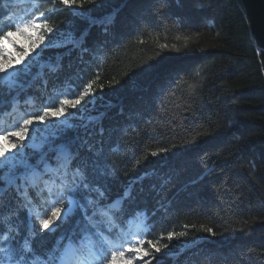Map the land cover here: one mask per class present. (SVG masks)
Here are the masks:
<instances>
[{
    "label": "trees",
    "instance_id": "16d2710c",
    "mask_svg": "<svg viewBox=\"0 0 264 264\" xmlns=\"http://www.w3.org/2000/svg\"><path fill=\"white\" fill-rule=\"evenodd\" d=\"M31 11L27 0L0 6L13 20ZM35 11L61 46L34 61L21 111L95 81L83 119L77 110L70 120L89 128L68 137L102 151L109 175L97 186L107 202L130 192L128 213H143L147 240L165 237L162 264H264V53L241 0H94L76 13L41 0ZM59 235L37 241V253Z\"/></svg>",
    "mask_w": 264,
    "mask_h": 264
},
{
    "label": "snow or ice",
    "instance_id": "6c2138e0",
    "mask_svg": "<svg viewBox=\"0 0 264 264\" xmlns=\"http://www.w3.org/2000/svg\"><path fill=\"white\" fill-rule=\"evenodd\" d=\"M27 2L33 11L15 20L11 14L0 12V264H152V260L162 264L171 254L165 251L168 245L161 243L165 237L161 234L155 241L144 239L150 228L143 213H128L130 192L107 202L103 186H97L98 177L109 175L101 164L102 151L94 150L95 144L87 137H68L69 131L89 128V124L70 122L77 112L69 110L93 94L95 81L79 92L61 93L54 103L21 111V93L31 87L27 78H36L32 73L34 61H39L45 49L61 46L48 36L54 28L47 15L36 14L41 0ZM43 2L55 4L57 0ZM58 2L76 13L84 3L94 0ZM11 3L0 0L5 9ZM23 103L35 105L31 96ZM84 110L81 106L80 119ZM5 118L12 122L6 124ZM21 212L26 213V223ZM66 225L72 227L61 231ZM200 230L215 235L212 228L201 225ZM57 232L60 235L51 247L38 254L37 241L43 244ZM185 235V231L168 232L166 238L171 242Z\"/></svg>",
    "mask_w": 264,
    "mask_h": 264
},
{
    "label": "water",
    "instance_id": "95a60500",
    "mask_svg": "<svg viewBox=\"0 0 264 264\" xmlns=\"http://www.w3.org/2000/svg\"><path fill=\"white\" fill-rule=\"evenodd\" d=\"M250 31L260 51L264 53V0H241Z\"/></svg>",
    "mask_w": 264,
    "mask_h": 264
},
{
    "label": "rangeland",
    "instance_id": "374dc122",
    "mask_svg": "<svg viewBox=\"0 0 264 264\" xmlns=\"http://www.w3.org/2000/svg\"><path fill=\"white\" fill-rule=\"evenodd\" d=\"M47 42H48V37L46 36L45 43H47ZM41 47H43V45H41ZM37 50H39V48H38ZM37 50H36V51H37ZM33 54H34V53H33ZM33 54H32V55H33ZM92 99H93V97H92L91 95L88 96V97H85L84 101L81 102V106L86 107V105L89 103V101H92ZM81 106H77L76 109H70L69 111H70V112H76L77 110L80 109ZM61 119H63V117H62ZM41 127H43V126H41ZM146 236H147V235H146ZM146 236L144 237V239L147 241ZM144 247H148L147 243H145ZM145 259H148V257H146ZM134 264H142V262H140V261H135ZM152 264H157V261H156V260H152Z\"/></svg>",
    "mask_w": 264,
    "mask_h": 264
}]
</instances>
